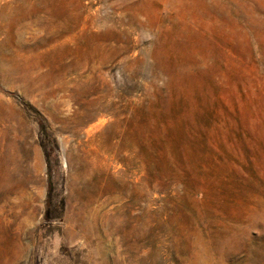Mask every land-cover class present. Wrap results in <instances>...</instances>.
<instances>
[{
	"label": "rangeland",
	"instance_id": "1",
	"mask_svg": "<svg viewBox=\"0 0 264 264\" xmlns=\"http://www.w3.org/2000/svg\"><path fill=\"white\" fill-rule=\"evenodd\" d=\"M0 264H264V0H0Z\"/></svg>",
	"mask_w": 264,
	"mask_h": 264
},
{
	"label": "trees",
	"instance_id": "2",
	"mask_svg": "<svg viewBox=\"0 0 264 264\" xmlns=\"http://www.w3.org/2000/svg\"><path fill=\"white\" fill-rule=\"evenodd\" d=\"M39 118H38V120H37V124H38V126H39V130H40V132H41V134L42 135H44L45 136V138H46V136H47V126L45 125V123L43 122V120L41 119V117L40 116H38ZM44 138V139H45ZM43 139V140H44ZM54 142H55V140H54ZM41 146L44 148V150H46V144L45 143H43L42 141H41ZM51 189V182H50V178H49V181H48V190H50ZM48 203H49V201H48ZM46 220H48V215L46 214Z\"/></svg>",
	"mask_w": 264,
	"mask_h": 264
}]
</instances>
